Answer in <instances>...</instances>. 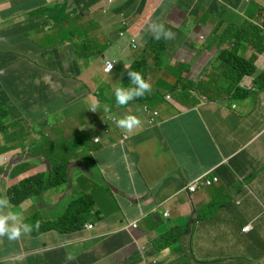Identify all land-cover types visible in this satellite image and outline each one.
<instances>
[{"label":"crops","instance_id":"1","mask_svg":"<svg viewBox=\"0 0 264 264\" xmlns=\"http://www.w3.org/2000/svg\"><path fill=\"white\" fill-rule=\"evenodd\" d=\"M56 4L82 14L73 26L86 35L75 40L94 45L77 53L70 46L59 52L57 45L28 56L34 43L26 27H40L45 19L34 16ZM124 21L130 28L121 36ZM152 22L164 23L175 38L154 39ZM256 26L264 30V0H0V104L10 101L14 116L18 110L32 117L36 134L52 141L45 151L57 162H70L67 185L19 207L10 202L13 210L38 230L63 218L73 199L88 194L94 202L87 223L92 228L0 238V264H153L154 258L167 264H264V50L257 48H264V33ZM134 35L138 48L130 43ZM149 40L155 51L144 54ZM225 49L257 66L237 88L220 58ZM108 59L117 60L112 72L104 69ZM134 63L148 75L153 98L120 106L114 88ZM48 103L62 133L52 134L57 127L45 122ZM92 104L98 105L95 112ZM126 114L138 116L141 126L127 132L112 121L107 131L105 117ZM80 115L85 123L76 131V145L90 132L91 154L59 161L55 143L70 138L67 129L79 125ZM124 133L126 141L120 140ZM2 145L0 193L7 196L10 186L47 162L39 152ZM211 171L219 182L187 189ZM138 219L139 227L129 228ZM183 225L189 226L186 235L156 252L154 239ZM67 253L75 259L66 261Z\"/></svg>","mask_w":264,"mask_h":264},{"label":"clouds","instance_id":"2","mask_svg":"<svg viewBox=\"0 0 264 264\" xmlns=\"http://www.w3.org/2000/svg\"><path fill=\"white\" fill-rule=\"evenodd\" d=\"M51 10H48V9L43 10L45 13L41 14V15L49 16L50 17L49 21H51V18L53 17V14H54V11H51ZM75 15H77V14L73 15V13H72L71 17H74ZM34 17L38 18L39 15H35ZM78 18H71V19H78ZM54 25L56 26V24H54ZM27 27H29L31 29L32 35L34 33L38 32V28H39L38 25H30V26H27ZM129 28L130 27L127 24V22L124 21L122 29L120 30V35L121 36L127 35L128 32H129ZM148 30L152 33L153 38L156 39V40H161V39L172 40V39L175 38V33H173L170 29L166 28L165 24L162 23V22H152V23H150L149 26H148ZM261 30H262V33H264V30L262 28H261ZM27 32H28V30H27ZM28 34H29V37H30V33H28ZM54 35H56L55 32H54L53 35H44V36L40 37V40L32 38V40H33L32 43H34V44L30 43V46H32V48H34V49L45 51V50H47V47L51 48V47H55L57 45L66 43V42L59 43V44H55L54 43V44L51 45L50 41H49L47 47H43V46H41V45L36 43L38 41H42V39L44 37H46V36H48L49 39H50ZM75 38H76V36L74 37V40H75ZM87 41H83V43L80 44L79 47H83V48L86 47ZM130 43H131V46L133 48H138L139 47V39H138L137 35H134L131 38V42ZM67 44H69V46H71V44L68 41H67ZM72 49H73V51L75 53H77L74 47ZM149 51H155V45L150 40H149L146 48L144 49V54L148 53ZM220 58H221V56H220ZM252 60H254V59H252ZM116 64H117V60H115V59L106 60L105 61V67H104L105 71L106 72L114 71L115 68H116ZM133 68H134V64L132 65L130 70H128L127 73L125 74V78L123 79V85L122 84H117L115 86V88H114L115 99H116L117 104L120 105V106H125L130 101H132L134 99L138 100V101H142L143 100V102H146L148 100L145 101L144 99L147 98L148 95H150V98H148L149 100H151L153 98V96L151 95L152 85H151L150 82H148V79H149L148 75L146 73L142 75L139 72L138 68H135L134 70H133ZM247 75H249V74H247ZM232 78H233V75H232ZM233 86H234V78H233ZM174 89H175V87H173L172 91H174ZM168 97L170 98L171 95H168ZM2 104L3 103L0 104V107H1ZM97 106L98 105H96V104H92L91 107H90V110L95 112ZM105 110L106 111L108 110L107 107L105 108ZM4 114H5V112L0 109V116H2ZM158 115H159V111L155 110L154 114L150 118V122L153 123V124L158 122V119H157ZM112 121H115L118 127L124 129L127 132H132L134 129L140 127L141 123H142L140 118L138 116L134 115V114H126V115H124L123 117H120V118H118V116L108 115L103 120V122L105 124V128L107 129V131L109 130L110 123ZM3 127H4V125L0 124V134H1V131H2ZM129 138H130L129 134L124 133L123 136L120 138V140L126 141ZM96 140L99 141V142L101 141V139L99 137H96ZM3 144H6V143H3ZM46 162H47V166L45 168L28 175L26 178L31 177V176L36 175V174L47 173L50 170H52L54 168V166H56V165H53L51 162H48L47 160H46ZM61 164H67V166H68V171H69L68 181H69L70 180V162H68V163L59 162V164H57V165H61ZM26 178H24V179H26ZM24 179H22L18 184H15L13 186L19 185L20 183L23 182ZM68 181H67V183H65L63 185H67ZM219 181H220V177L216 176V175L213 176V171H211V172L205 173L204 175H202V176L196 178L195 180L189 182L188 185H187V189L191 193H193V192H196L197 190H199L200 188H202L203 186H211V185H213V184H215V183H217ZM63 185L51 187L48 190H46L43 194L36 195V196H31L29 198H33V199L39 198L40 196H43L47 191H49V190H51L53 188H61V186H63ZM13 186H10L9 189L7 190V196H5V195L3 196V194L0 193V238H3V237L6 236L8 238V240H10V241L18 240L19 238H21V236L30 234L32 232V230H33V227H34L32 224L25 223L23 221L22 217L20 216V214L17 211L13 210V206L11 205V203L15 205L14 207H19V205H21L23 200L28 199V198L22 199L21 202L18 203V204L14 200H12V191H13L12 187ZM84 195H88V194H84ZM84 195H81V196H84ZM69 205H68V209H69ZM93 205H94V202H93ZM92 208H93V206L91 207V211H92ZM91 211L89 213H91ZM166 214L168 215L169 211ZM86 215H87V221H86L84 227L81 230H83L84 228H92L93 227L92 224H87L88 220H89L88 219V213H86ZM183 226H185V225H183ZM35 227H37V228L39 227V222H37ZM130 227H133V228L139 227V219L134 221V222H132L129 225V228ZM252 228H253V225L250 223V224L245 226L244 230L245 231H250ZM39 230L40 229L33 230V233L37 234L39 232ZM65 259H66V261H71V260L75 259V257H74V255L72 253H67ZM153 264H167V262L164 259L154 258L153 259Z\"/></svg>","mask_w":264,"mask_h":264},{"label":"trees","instance_id":"3","mask_svg":"<svg viewBox=\"0 0 264 264\" xmlns=\"http://www.w3.org/2000/svg\"><path fill=\"white\" fill-rule=\"evenodd\" d=\"M60 8L62 7L60 6ZM62 9L63 11L66 10L65 7H63ZM52 11L57 12L56 9L53 8ZM57 14L58 21L55 24L60 28L58 33H56V35L52 36L50 39L48 36H46L42 39V41H38L36 43L43 47H47L49 41L51 45L54 43L59 44L68 41L75 48V50H77L79 48V45L83 43V40H74V37L78 36L79 38H84L86 32L81 31L80 28L75 26L67 27L63 24V22L65 19L78 18L80 17V15L77 14L74 17H71L70 15L66 16L63 12H57ZM256 29L262 33V30L259 26H256ZM257 48L259 51L264 50V48L259 47L258 44ZM220 56L229 64L227 73L229 75H233L234 86L236 87H238V83L245 75L254 74L257 71V66L255 65L254 60L246 59L237 51L225 49L221 52ZM135 68L141 69L142 67L141 65L134 63L133 70ZM68 176L69 171L67 164L56 165L47 173L33 175L24 179L23 182L19 185L13 186L12 200H14L18 204L22 199L41 195L51 187L67 183L69 178ZM92 206L93 201L91 200L90 195H84L74 199L70 203L68 212L63 218L49 224V226L44 227L43 229H40L37 234L50 228H57L62 232L80 231L87 221L86 213H89L91 211ZM188 229L189 226L185 225L170 230L166 235H162L154 239V241L152 242L153 248L156 250V252H159L165 248L170 247L172 244L177 242L181 233H185Z\"/></svg>","mask_w":264,"mask_h":264},{"label":"rangeland","instance_id":"4","mask_svg":"<svg viewBox=\"0 0 264 264\" xmlns=\"http://www.w3.org/2000/svg\"><path fill=\"white\" fill-rule=\"evenodd\" d=\"M52 8L56 9L57 12H63L66 16H71L72 14V11H63V9L60 8L58 4L51 5L50 9ZM57 12H55V15H53V17L51 18V21L54 22V24L58 21ZM80 15L82 16V14ZM38 18L45 19V22H42V25H40V27L38 28V30L42 32L40 33V35L35 36V39L40 40V37L44 35H53L54 32L58 33V31L60 30L58 26L51 24V22L49 21V16L39 15ZM63 24H65L67 27H73L74 25L73 20L71 18L65 19ZM26 30H28V33H30L29 39L32 42V31L29 27H26ZM23 41L27 42L25 39ZM93 45L94 42H92L91 40H88L86 43V47H92ZM65 46L69 47V44H67L66 42L63 45H59V52H61ZM70 47L73 48L72 45ZM36 50L37 49H34L32 48V46H30V53L28 56H39V53ZM45 52H47V50H45ZM0 109L5 112L4 115L0 116V124L4 125L1 131V135L5 138L3 141L0 139V150H3L5 148L2 145L3 143L12 144L14 146H20L21 148H25V151L27 153L29 151L39 152V155L43 156L44 159H46L48 162H51L53 165L59 164V162L56 161L55 157L50 152L47 153L45 151V148L51 147L52 141L46 138L43 133H41L40 135L36 134V130H38L39 125L35 124L32 117H27V115L22 116V114H19L18 110L15 111L14 116V111L12 110V105L10 101H5L1 105ZM79 118V125H77L76 128L67 129V133H69L70 138H60L57 139L55 143L52 153L60 156L59 161H62L64 158H81L91 154V149L88 146V141H92L90 137V132H87L85 134L86 136H84L83 145H76V131L83 127L82 125L85 123V119L82 115H80ZM45 122L49 125L57 127V129H52V134H55L57 132H63L62 127L60 126V124H58L56 114L49 103L45 106ZM27 148L29 150H27ZM37 159L42 161L40 156H38ZM63 162L68 163L69 161ZM184 235L186 234L181 233L179 239Z\"/></svg>","mask_w":264,"mask_h":264}]
</instances>
